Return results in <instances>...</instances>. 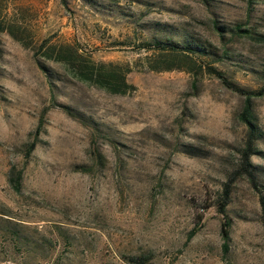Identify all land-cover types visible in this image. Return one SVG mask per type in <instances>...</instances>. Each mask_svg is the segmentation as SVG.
Masks as SVG:
<instances>
[{
    "label": "rangeland",
    "instance_id": "rangeland-1",
    "mask_svg": "<svg viewBox=\"0 0 264 264\" xmlns=\"http://www.w3.org/2000/svg\"><path fill=\"white\" fill-rule=\"evenodd\" d=\"M259 193L264 0H0V264H264Z\"/></svg>",
    "mask_w": 264,
    "mask_h": 264
},
{
    "label": "trees",
    "instance_id": "trees-1",
    "mask_svg": "<svg viewBox=\"0 0 264 264\" xmlns=\"http://www.w3.org/2000/svg\"><path fill=\"white\" fill-rule=\"evenodd\" d=\"M61 1H64V0H61ZM236 29H238V27H236ZM153 45L157 46L160 49H170L172 51L177 50V48L181 47V46L186 48L189 51H196V50H202L203 49V47H200L196 44L191 45V44L186 43V44L178 45L176 42H171V41H168L167 39H162V40L153 39ZM78 71H81V70H78ZM211 71L217 77H219L220 81L226 87H228L231 90L245 94V102L243 103L242 109L239 112V117L244 122V124L246 126L245 145L242 148L241 155H240V162H239L237 168L240 169L248 177V180L252 184V186L256 187L255 173L253 170V166L249 162V155L253 152V150H252L253 149V141H254V138L256 137V125L252 120L253 118L251 115L248 98L250 95L260 94L261 92L259 90H251V89H245V88L240 87L239 85L235 84L234 82H231L230 80H228L220 70H217L214 67L211 68ZM110 72L112 73V71H110ZM80 73L82 74L81 77L83 79H86L88 77L85 70H82ZM111 73H109L108 75H112ZM96 81L99 83L97 85L105 87L109 91H112V92H123L127 89V87H130V84H126L124 82L123 77H120L119 82L118 81L111 82L104 76H101L100 78H96ZM182 150L189 152V153H193V152H191V150L189 148H183ZM226 189L227 188H226V184H225L223 186L222 196L217 201V204H216L217 211L220 212L221 214H223L221 222H220V235L222 238L223 248L226 247V242L229 238V235H228L229 222L224 216V206L226 204L227 197H228L227 196L228 191ZM258 200L260 203L261 221H262V224L264 227V195L259 193ZM143 259H144V257L140 258V257H132V256L127 258L129 263H131V264H144L145 261Z\"/></svg>",
    "mask_w": 264,
    "mask_h": 264
}]
</instances>
